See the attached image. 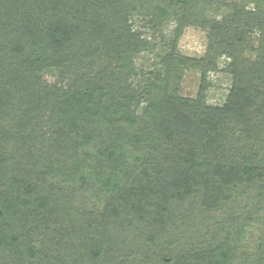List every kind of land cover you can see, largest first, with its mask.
I'll list each match as a JSON object with an SVG mask.
<instances>
[{
  "label": "trees",
  "instance_id": "obj_1",
  "mask_svg": "<svg viewBox=\"0 0 264 264\" xmlns=\"http://www.w3.org/2000/svg\"><path fill=\"white\" fill-rule=\"evenodd\" d=\"M0 264H264V0H0Z\"/></svg>",
  "mask_w": 264,
  "mask_h": 264
},
{
  "label": "rangeland",
  "instance_id": "obj_2",
  "mask_svg": "<svg viewBox=\"0 0 264 264\" xmlns=\"http://www.w3.org/2000/svg\"><path fill=\"white\" fill-rule=\"evenodd\" d=\"M248 8L252 9L253 5L249 4ZM225 13L221 10L215 17L220 19ZM209 17H214L213 13L208 12ZM137 32H142L141 37L144 40L152 41V31H146L143 27V23L139 20L134 23ZM175 28V21L170 22L163 27L162 33L165 35L167 42L172 41L173 31ZM136 32V33H137ZM207 46V32L202 31L198 28L188 27L183 30V33L178 38L176 44L177 52L185 57L189 58H200L205 54ZM160 50L157 49L152 53H140L137 57L133 59L135 70L140 74L141 72L147 73L149 71H155L157 63V57ZM229 64V60L222 58L218 61V68L216 71L210 72L208 75L209 86L205 93V103L210 107H220L222 106L227 98L228 90L231 84V77L225 73V69ZM200 81V73L187 69L184 71L181 83L178 87V95L185 99H195ZM145 107L143 103L138 110V113H142ZM81 204V203H80ZM248 242V250L255 246L256 237L252 238Z\"/></svg>",
  "mask_w": 264,
  "mask_h": 264
}]
</instances>
